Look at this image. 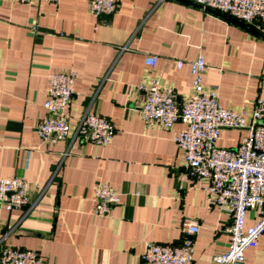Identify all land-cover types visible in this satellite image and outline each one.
Returning a JSON list of instances; mask_svg holds the SVG:
<instances>
[{
  "label": "crops",
  "instance_id": "obj_1",
  "mask_svg": "<svg viewBox=\"0 0 264 264\" xmlns=\"http://www.w3.org/2000/svg\"><path fill=\"white\" fill-rule=\"evenodd\" d=\"M88 5L0 0V180L24 178L30 204L0 206V253L9 246L35 251L45 264H141L148 243L180 245L182 222L192 219L199 227L192 264H215L228 248L232 219L181 172L173 135L184 124L143 122L139 85L158 78L181 103L192 89L187 62L202 56L203 83L248 121L253 101L264 99V35L195 0H119L114 13L99 17ZM146 55L157 57L154 66ZM50 71L75 73L65 110L71 133L53 144L35 130ZM86 111L113 124L107 145L74 134ZM245 133L223 128L217 146L234 147ZM97 184L115 189L120 200L105 217L92 214ZM254 222L249 212L245 227ZM244 264H264V234L245 251Z\"/></svg>",
  "mask_w": 264,
  "mask_h": 264
},
{
  "label": "built area",
  "instance_id": "obj_2",
  "mask_svg": "<svg viewBox=\"0 0 264 264\" xmlns=\"http://www.w3.org/2000/svg\"><path fill=\"white\" fill-rule=\"evenodd\" d=\"M31 5L35 1L57 3L59 0H12ZM203 9H211L257 26L264 35V0H195ZM119 0H89V12L99 17L117 10ZM36 25L32 29L36 30ZM155 55H146L145 64L154 66ZM184 62L178 60L177 68ZM192 75L191 92L177 103L173 89L154 78L141 82L139 89L145 99L139 108L147 125L170 129L176 122L184 124L173 135L181 153L183 175L202 184L212 203L232 219L228 248L213 257L215 264H244L247 249L257 247L264 234V99L256 98L247 121L245 113L222 106L215 86H206L203 76L207 64L202 56L187 62ZM73 71L48 73L45 114L35 130L42 141L56 143L71 133L65 112L74 94ZM223 128L246 129L234 147H219L217 140ZM115 129L103 115L86 111L74 134L83 141L107 145ZM120 200L115 189L97 184L93 190L92 214L105 217ZM29 204L28 184L22 177L0 180V206L7 211L22 209ZM249 212L254 224L246 228ZM184 238L180 245L148 243L141 254V264H192L193 237L199 227L195 220L182 222ZM0 264H45L40 255L31 250L6 246L0 253Z\"/></svg>",
  "mask_w": 264,
  "mask_h": 264
},
{
  "label": "water",
  "instance_id": "obj_3",
  "mask_svg": "<svg viewBox=\"0 0 264 264\" xmlns=\"http://www.w3.org/2000/svg\"><path fill=\"white\" fill-rule=\"evenodd\" d=\"M227 18L230 19L231 21L241 25L242 27L246 28L247 30H249L250 32H252L254 34H260L258 31H256V29L254 28V26L252 24H248V23L239 21L236 18H233L231 16H227Z\"/></svg>",
  "mask_w": 264,
  "mask_h": 264
}]
</instances>
